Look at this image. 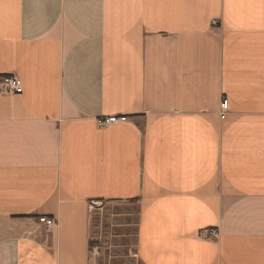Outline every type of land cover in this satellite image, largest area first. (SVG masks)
<instances>
[{"label": "crops", "instance_id": "0c3cea01", "mask_svg": "<svg viewBox=\"0 0 264 264\" xmlns=\"http://www.w3.org/2000/svg\"><path fill=\"white\" fill-rule=\"evenodd\" d=\"M3 74L0 264H92L98 201L138 264H264V0H0Z\"/></svg>", "mask_w": 264, "mask_h": 264}, {"label": "rangeland", "instance_id": "374dc122", "mask_svg": "<svg viewBox=\"0 0 264 264\" xmlns=\"http://www.w3.org/2000/svg\"><path fill=\"white\" fill-rule=\"evenodd\" d=\"M94 212L92 264H138L136 203L98 201Z\"/></svg>", "mask_w": 264, "mask_h": 264}, {"label": "built area", "instance_id": "2783aa9c", "mask_svg": "<svg viewBox=\"0 0 264 264\" xmlns=\"http://www.w3.org/2000/svg\"><path fill=\"white\" fill-rule=\"evenodd\" d=\"M213 25H218L219 21L218 19L212 20ZM22 90V81L20 78L15 74H3L0 76V93L4 95H11L15 94L16 92H19ZM222 112H225L229 105V99L228 97L224 96L222 99ZM129 116L126 114H112L108 116H103L98 118V122L100 125H110L114 123H118L121 121L128 120ZM40 222L44 223L48 228H52L56 225L57 221L55 217H51L48 215H40L39 216ZM203 233L211 234L212 236H218L219 232L217 229L213 230H206Z\"/></svg>", "mask_w": 264, "mask_h": 264}]
</instances>
